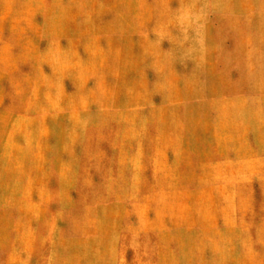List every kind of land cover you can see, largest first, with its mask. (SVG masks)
<instances>
[{
  "label": "rangeland",
  "instance_id": "rangeland-1",
  "mask_svg": "<svg viewBox=\"0 0 264 264\" xmlns=\"http://www.w3.org/2000/svg\"><path fill=\"white\" fill-rule=\"evenodd\" d=\"M263 14L0 0V264H264Z\"/></svg>",
  "mask_w": 264,
  "mask_h": 264
},
{
  "label": "bare ground",
  "instance_id": "bare-ground-1",
  "mask_svg": "<svg viewBox=\"0 0 264 264\" xmlns=\"http://www.w3.org/2000/svg\"><path fill=\"white\" fill-rule=\"evenodd\" d=\"M232 1V0H231ZM235 10V9H234ZM259 21L261 22V23H263L264 24V14L262 15V17L259 19ZM246 22V21H245ZM232 24H233V22L232 21H227V25H229V27H231L232 26ZM256 38H257V36H256ZM263 44H264V40H263ZM150 51H152V54H149V56H152V58L154 57V56H156L158 53H159V51L157 50V48H155V49H153V50H150ZM149 56H148V54H146L145 52H143V50H139V53H137V57H135V60H136V62L138 63V64H143V63H145V62H147L148 60H149ZM137 58V59H136ZM154 61H156V60H154ZM157 62V61H156ZM155 62V63H156ZM152 64V63H151ZM154 64V63H153ZM240 82H242V80H240ZM157 83V82H156ZM156 85V84H155ZM159 86V85H158Z\"/></svg>",
  "mask_w": 264,
  "mask_h": 264
}]
</instances>
